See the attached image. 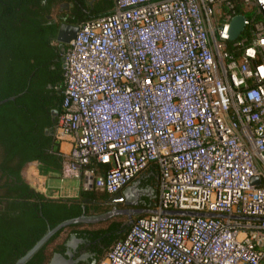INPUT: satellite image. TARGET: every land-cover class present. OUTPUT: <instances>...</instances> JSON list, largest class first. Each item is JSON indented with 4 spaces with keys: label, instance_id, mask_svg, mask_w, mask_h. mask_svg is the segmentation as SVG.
Segmentation results:
<instances>
[{
    "label": "built area",
    "instance_id": "built-area-1",
    "mask_svg": "<svg viewBox=\"0 0 264 264\" xmlns=\"http://www.w3.org/2000/svg\"><path fill=\"white\" fill-rule=\"evenodd\" d=\"M63 67L62 175L114 195L159 174L156 212L99 264H264V0H115Z\"/></svg>",
    "mask_w": 264,
    "mask_h": 264
},
{
    "label": "trees",
    "instance_id": "trees-1",
    "mask_svg": "<svg viewBox=\"0 0 264 264\" xmlns=\"http://www.w3.org/2000/svg\"><path fill=\"white\" fill-rule=\"evenodd\" d=\"M61 1L0 0V100L15 96L0 104V264H15L49 227L79 217L84 210L87 215L103 213L110 198L96 188H83L75 197H54L24 175L25 166L34 161L40 163V174H62L67 160L56 139L65 89L57 41ZM114 7L115 0H79L71 13L84 23L111 13ZM236 11L244 13L241 7ZM228 49L240 55L232 42ZM92 165L103 168L96 160ZM83 224L87 223L56 233L26 264H48L54 252L64 251L71 234L101 246L99 264L130 228L124 222H112L104 229L78 228Z\"/></svg>",
    "mask_w": 264,
    "mask_h": 264
},
{
    "label": "water",
    "instance_id": "water-1",
    "mask_svg": "<svg viewBox=\"0 0 264 264\" xmlns=\"http://www.w3.org/2000/svg\"><path fill=\"white\" fill-rule=\"evenodd\" d=\"M245 16L243 14L236 15L230 24V38L232 40H236L240 37L242 32L245 30ZM80 29V25L78 24H71L67 22H62L59 25V30L57 33V41L59 43L58 50L59 54L62 56V60L64 61L65 53L67 46L70 44V42L76 37L77 32ZM15 99V96L8 97L6 99L0 100V104H3L9 100ZM58 116V110H53L52 120L56 121V117ZM254 183L260 184V180L257 178H253L252 180ZM135 185V186H134ZM132 187H128L125 189V192L119 194V195H111V201L112 202H118V201H124L126 198V193L130 188L136 187V183ZM156 212L153 208H118L114 207L113 209L100 213L95 215H87L86 210H84L83 214L79 217L67 219L65 221H62L58 225L54 227H49L47 232L39 239L36 244L29 249L22 257H20L15 264H26L56 233L61 231L67 226H70L72 224L77 223H87V224H95L100 223L104 221H108L112 219L114 216L127 214L129 216L128 225L130 226L135 219H133V215H141L142 213H151ZM165 214H171V215H197V216H207V217H226L224 214L219 213H212V212H194V211H187V210H165ZM59 256L64 261L70 262L71 264H77L76 260L73 259L74 254L70 253L69 257H65L61 253H56L55 257Z\"/></svg>",
    "mask_w": 264,
    "mask_h": 264
},
{
    "label": "flooded vegetation",
    "instance_id": "flooded-vegetation-1",
    "mask_svg": "<svg viewBox=\"0 0 264 264\" xmlns=\"http://www.w3.org/2000/svg\"><path fill=\"white\" fill-rule=\"evenodd\" d=\"M79 0H63L61 1L60 11H64V14H59V18H61L62 22H67L71 24H83V21H77V15L71 13V9L75 6V4ZM60 23V24H61ZM133 183V182H132ZM130 183L123 190L119 191L114 195H119L125 192V189L128 187H132L135 183ZM146 183V182H145ZM135 186V185H134ZM111 196V195H110ZM126 198L124 201L112 202L111 198L105 204V211H109L114 207L118 208H142L147 205L153 204V200L155 198L154 190L150 186V182L146 184L136 185V187L130 188L126 193ZM138 216V215H137ZM135 216V218L137 217ZM115 217V216H114ZM96 242L91 241L87 238H77L74 234L66 241V247L64 251L54 252L52 257L49 260L48 264H71L70 262L64 261L59 256L55 257L56 253H61L65 257L70 258L69 254H74L73 259L76 260L77 264H96L99 258L101 246L95 244Z\"/></svg>",
    "mask_w": 264,
    "mask_h": 264
},
{
    "label": "crops",
    "instance_id": "crops-1",
    "mask_svg": "<svg viewBox=\"0 0 264 264\" xmlns=\"http://www.w3.org/2000/svg\"><path fill=\"white\" fill-rule=\"evenodd\" d=\"M69 148H70V143H68L67 141L61 143L62 152L64 153L68 152ZM28 166H29L27 167V169L29 168L28 169L29 175L27 177L28 182L38 187L39 189L43 190L44 192L53 195L54 197H75L79 195L80 191L84 187L83 181L79 179H77L79 181V184L76 186H73L72 184L67 182L65 183L64 178L66 177H64L60 173L40 174L39 172L40 163L37 161L29 163ZM149 170L150 172L151 171L156 172L157 167L152 166L150 167Z\"/></svg>",
    "mask_w": 264,
    "mask_h": 264
},
{
    "label": "rangeland",
    "instance_id": "rangeland-1",
    "mask_svg": "<svg viewBox=\"0 0 264 264\" xmlns=\"http://www.w3.org/2000/svg\"><path fill=\"white\" fill-rule=\"evenodd\" d=\"M59 9H60V6H59ZM64 13H65L64 11H60L59 10V14H64ZM56 15H57V13H56ZM28 165H26L25 168H24V175H25L26 179H27V177L29 175L28 174V171H29L28 169L29 168L27 169V167H29ZM158 178H159L158 171H156V172L151 171L150 172V170H147L142 175H140L135 181H133V183H136V185H141V184H143V182H144V184H146L147 182H150V186L153 188L154 194L156 196H155V198L153 200L152 206L151 205L150 206L149 205L145 206L147 208H154L156 206L157 202H158V198H159V182H158ZM64 182L65 183L66 182L70 183L73 186H76V185L79 184V181L77 179H75V178H64ZM133 183H132V185H133ZM142 214H145V213H142ZM135 216H137V215H133V219H135ZM129 219L130 218H129V216L127 214H122V215H117V216L113 217L109 221L95 223L93 225L83 224V225L79 226L78 228H80V229H90V230L104 229V228L109 227L112 222L128 223ZM67 231L64 233V236L67 234ZM106 253L103 255V257L106 255ZM103 257L101 258V260L103 259ZM101 260H100V262H101Z\"/></svg>",
    "mask_w": 264,
    "mask_h": 264
}]
</instances>
